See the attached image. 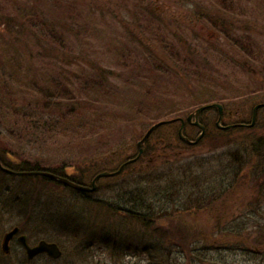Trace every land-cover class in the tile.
I'll use <instances>...</instances> for the list:
<instances>
[{
  "label": "rangeland",
  "instance_id": "obj_1",
  "mask_svg": "<svg viewBox=\"0 0 264 264\" xmlns=\"http://www.w3.org/2000/svg\"><path fill=\"white\" fill-rule=\"evenodd\" d=\"M261 100L264 0H0V139L19 158L81 164L91 184L96 163L112 169L134 156L164 116L187 117L217 102L221 124L249 123ZM218 117L217 107L202 111L206 132L195 144H179L180 122L159 126L146 143L151 154L130 169L194 159L218 167L224 158L241 169L230 177L221 171L220 187H207L218 193L229 185L209 206L163 218L170 233H149L118 212L103 218V207L69 187L1 171L0 193L23 201L0 227L35 198L32 224L63 249L53 264H264V108L254 126L229 133ZM185 128L192 139L201 132ZM124 176L101 177L94 198L107 197ZM96 217L117 233L108 244H92L83 232L94 222L75 228V219ZM131 232L158 243L132 249Z\"/></svg>",
  "mask_w": 264,
  "mask_h": 264
},
{
  "label": "trees",
  "instance_id": "obj_2",
  "mask_svg": "<svg viewBox=\"0 0 264 264\" xmlns=\"http://www.w3.org/2000/svg\"><path fill=\"white\" fill-rule=\"evenodd\" d=\"M152 9L155 7H151ZM9 19V18H7ZM7 22V21H6ZM9 26V23H6ZM258 102H264V100L258 101ZM256 102L254 106L258 103ZM75 107V105L73 106ZM253 113V110L252 112ZM252 116V115H251ZM165 119H170L173 117H182L179 114L177 115H170V116H164ZM186 119V125H194L190 123L187 120V117H184ZM164 119V118H163ZM200 120L202 123L206 124L204 120ZM176 122V121H175ZM170 122L167 123L168 125H172ZM178 122V121H177ZM240 122H245V120H240ZM196 126V125H194ZM207 126V124H206ZM180 127V125H179ZM178 127V129H179ZM197 127V126H196ZM246 126H238L231 129H222V132L229 133L231 131H234L235 129H243ZM219 128V127H218ZM178 129H177V140L179 144L181 145H188V143H185L182 141L178 135ZM186 129V128H185ZM231 130V131H230ZM154 133V132H153ZM152 133V134H153ZM0 137H2L1 131H0ZM151 137V136H150ZM149 137V138H150ZM148 141V140H147ZM146 141V143H147ZM261 139L260 146L262 147V150H264V142ZM151 147L148 145L142 154V156L137 159L134 162L127 163L124 166V169L119 172L118 174L108 177V178H117L120 176V178H124L122 181L118 183V185L107 187V189L111 190L112 195L107 194V189L104 191L107 197H97L94 198V194L97 190H101L102 185L99 183L98 187L95 191H79L77 189H74L70 186V189H72L75 192H78L85 200L90 202H95L96 204L100 205L97 207L104 210V216L103 218L108 217V214L113 213H120L123 215V218L128 221H138L143 229H147L149 233H159L164 234L170 233L169 230H171V227L173 224L169 225L167 224V228H165V223H163V218H167L171 216V212L175 213L176 211H190L192 209H204L205 207L209 206L218 195L221 194V190H225L224 193H227L229 191V185L226 184L219 192L217 193L215 189H208L207 187L213 183L216 188H219L218 182H223V178H220L221 171L224 176L230 177L235 170V173L237 170L241 171V169H236L235 166L233 168V161H226L224 158L223 162H220L222 158L221 156L218 157L215 161L220 162L218 167H211L209 166V163L206 161H200L199 163L194 159L192 161L187 162H170L168 163L166 161V165L162 167H153L150 170L139 171L138 173H135L130 171L132 165L137 162H141L146 155L150 153ZM258 150V149H257ZM155 150L152 151V156L154 159L155 156ZM137 153V152H136ZM151 154V153H150ZM136 155V154H135ZM143 158V159H142ZM0 159L2 162L16 170L21 171H33V170H48L52 171L56 174L60 175H66L69 176L71 179L80 182V183H88L83 176L80 175L83 170L81 164L77 163H60V164H54V165H45L40 164L39 162H33L29 159H23L19 158L12 149L6 145L5 143H2L0 139ZM150 161L148 164H152V159H149ZM125 161V160H124ZM123 161V162H124ZM156 159L154 160V162ZM197 162V163H190V162ZM121 165V164H120ZM119 165V166H120ZM119 166L115 168H107L104 167L103 164H95L94 168L92 169V172H94L95 168L98 172L102 170H116L119 168ZM85 167V166H84ZM69 168L73 169V172L69 173ZM155 169V170H154ZM232 169V170H231ZM90 170V169H89ZM227 170V172L225 171ZM97 172V173H98ZM221 173V174H222ZM96 175V174H95ZM94 175V176H95ZM22 177H38L40 176L43 180L51 181L52 183L56 185H61L60 182L55 180L54 178H51L46 175L41 174H24L21 175ZM94 178V177H93ZM92 178V180H93ZM105 178V177H103ZM91 180V181H92ZM101 181V180H100ZM262 185H264V178L262 177ZM35 199V198H34ZM106 200V201H105ZM70 214L67 215V219L73 218L70 217ZM94 219L92 222H86L83 218L82 219H75V228L78 230L84 229L87 225L92 224L93 226L89 231H83L86 235L89 236L91 243L94 241L97 242H105L103 244H108L112 241V234L117 235L114 229H108V224H105L104 222H98ZM142 229V231H143ZM161 230V231H160ZM99 235L97 236V234ZM129 237H126V241H131V248L132 249H139L143 244H147V248H149V244L155 245L158 242L150 241L148 243L143 242V237L141 236L140 239L137 238L136 233H129L127 234ZM168 238H171L168 236ZM122 240H124L122 238ZM89 243V245L91 244ZM93 244V243H92ZM145 249V248H143Z\"/></svg>",
  "mask_w": 264,
  "mask_h": 264
},
{
  "label": "flooded vegetation",
  "instance_id": "obj_3",
  "mask_svg": "<svg viewBox=\"0 0 264 264\" xmlns=\"http://www.w3.org/2000/svg\"><path fill=\"white\" fill-rule=\"evenodd\" d=\"M9 191L0 193V223L3 221V215L15 216L11 211L16 212L15 207L20 208L23 201L19 194L8 193ZM22 207L19 218L13 225L0 227V264H53L60 257H54L48 250L30 251L42 241L57 243L32 224L31 213L35 207V200L32 198L27 209L26 205ZM59 246L63 255V249L60 244Z\"/></svg>",
  "mask_w": 264,
  "mask_h": 264
},
{
  "label": "water",
  "instance_id": "obj_4",
  "mask_svg": "<svg viewBox=\"0 0 264 264\" xmlns=\"http://www.w3.org/2000/svg\"><path fill=\"white\" fill-rule=\"evenodd\" d=\"M211 106H214V107H217L218 108V111H219V119H218L217 123H218V125L220 127L230 128V127L237 126V125H243V123L222 125L220 123V121L222 119V113H223V106H222V104L217 103V102L203 104V105L197 107L188 116V120L190 122H194L196 125H198L201 128V133L197 136L196 139H190L187 135L184 134V123H185V121H184L183 118H181L182 125L179 128V136H180V138L183 141H185L187 143L195 144V143L199 142L200 139L204 136L206 127H205V125L203 123H201L199 121V115H200V113L203 110H205L206 108L211 107ZM261 106H264V103H258L254 107V109H253V119H252V122L250 123V125H253L254 124L257 110ZM178 119H179V117L172 118V119H163V120H160V121L152 124L148 128V130L146 131V133L144 134V136L138 142V147H139V153H138V155L136 157H133V158L128 159L127 162L134 161V160L138 159L142 155V153L144 152V149H145V141L147 140V138L150 136V134L156 128H158L159 126H161L163 124H167L169 122L176 121ZM0 167H2L3 169H5L7 171L14 172L10 168L4 167L2 165L1 160H0ZM123 167H124V164L121 165V167L119 169L115 170V171H109V170L100 171L94 177V179L92 181V185H85V184H82V183H78V182L74 181L73 179H71L70 177H68L66 175L65 176L64 175H59V174H56V173H54L52 171H48V170L19 171L18 173H21V174H42V175H46V176H49L51 178L57 179L60 182H62L64 184H67V185H69L71 187H74V188H76L78 190H81V191H93L97 187V183H96L97 179H99L100 177H103V176H111V175H114V174L118 173L119 171H121L123 169ZM40 250H48V251H50L53 254L54 257H59L61 255V253H62L61 252V249L59 248V246H58V244L56 242H51L50 243V242H47V241H42L39 244V246H37V247H35L33 249H30V251H32V252H37V251H40Z\"/></svg>",
  "mask_w": 264,
  "mask_h": 264
}]
</instances>
